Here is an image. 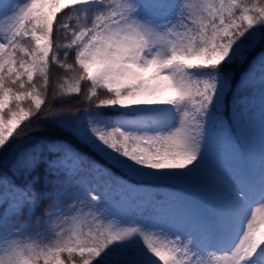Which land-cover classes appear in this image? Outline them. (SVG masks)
I'll return each mask as SVG.
<instances>
[{"label": "snow or ice", "instance_id": "6c2138e0", "mask_svg": "<svg viewBox=\"0 0 264 264\" xmlns=\"http://www.w3.org/2000/svg\"><path fill=\"white\" fill-rule=\"evenodd\" d=\"M50 66L53 100L87 82L96 110L42 115ZM256 100L264 121V0H0V264H264ZM33 117L51 131L17 147Z\"/></svg>", "mask_w": 264, "mask_h": 264}, {"label": "trees", "instance_id": "16d2710c", "mask_svg": "<svg viewBox=\"0 0 264 264\" xmlns=\"http://www.w3.org/2000/svg\"><path fill=\"white\" fill-rule=\"evenodd\" d=\"M63 16V13L60 14V16H58V21L60 20V18ZM58 42V43H65L66 41L64 40L63 36L59 33H54V43ZM61 59H63V53H60ZM74 62V54L70 55L68 60L66 61V63H73ZM72 74L71 73H67L65 72V70L57 67V66H50V83H49V90H48V101L49 103H46V105L42 106L41 109V114L42 115H46L50 112H66V113H82L85 111V109L87 108L88 110L91 111H95V101H93L92 103H88L85 99V95L87 92V82H82L81 83V94L80 95H70V96H66L63 97L62 99H58V100H53L52 96H53V90L56 88L57 84L62 82V80L65 77H70ZM104 93L103 91H101L100 93V97L99 98H104ZM259 104H257L256 106H254L255 108V119L258 117V115L261 112V107L258 106ZM107 111V110H104ZM51 121L49 120H43L40 119L39 121V125L37 123V117H33L31 121L25 122L26 124H28V127H24L23 125L21 126L24 131L21 133L19 139L13 141L14 144L17 145V147H21V146H26L27 144H29L30 142H32L33 140L37 139L40 135H41V131H51L48 128V124ZM12 151H15V149H12ZM10 155V154H9ZM225 173V172H224ZM79 179V178H78ZM83 180H84V184L83 187H93V188H97V190H102L103 189V182L101 179L87 174L85 173L83 175ZM168 185L162 184L158 187H155L152 189V191L155 192H160V193H164L163 189L164 187H166ZM170 190H175L177 189V187H173V186H169ZM77 189L73 188L71 189L72 192H75ZM71 201H69L70 203ZM39 214V213H37ZM143 219L144 217H138Z\"/></svg>", "mask_w": 264, "mask_h": 264}, {"label": "rangeland", "instance_id": "374dc122", "mask_svg": "<svg viewBox=\"0 0 264 264\" xmlns=\"http://www.w3.org/2000/svg\"><path fill=\"white\" fill-rule=\"evenodd\" d=\"M259 104L260 101L256 100L254 101V106ZM261 107V106H260ZM246 136V143L251 146L253 149L254 159L253 163L258 167L260 164L259 159H261V147H262V141H264V121L261 119V112L258 115V117L255 119L254 124L250 127V129L247 130L245 133ZM208 156L210 163L219 169L221 172L224 170L226 171V174L229 172V160L227 155L225 154L223 148H221L218 144V140L213 136L212 139L209 141V148H208ZM103 182V180H102ZM165 185H168L165 183ZM164 193L169 192H178L181 193L183 196H185L187 199H193V194L188 189H183L180 187H177L176 190H169V185L164 187L163 189ZM170 211L175 210V206L169 209Z\"/></svg>", "mask_w": 264, "mask_h": 264}]
</instances>
